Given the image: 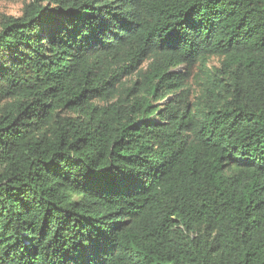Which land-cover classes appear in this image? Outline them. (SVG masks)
I'll return each instance as SVG.
<instances>
[{
    "label": "trees",
    "instance_id": "1",
    "mask_svg": "<svg viewBox=\"0 0 264 264\" xmlns=\"http://www.w3.org/2000/svg\"><path fill=\"white\" fill-rule=\"evenodd\" d=\"M0 264H264V0L1 17Z\"/></svg>",
    "mask_w": 264,
    "mask_h": 264
},
{
    "label": "rangeland",
    "instance_id": "2",
    "mask_svg": "<svg viewBox=\"0 0 264 264\" xmlns=\"http://www.w3.org/2000/svg\"><path fill=\"white\" fill-rule=\"evenodd\" d=\"M29 4L31 0H11L0 2V18L1 17H12L18 18L22 14L23 3ZM217 60H211V64L215 65Z\"/></svg>",
    "mask_w": 264,
    "mask_h": 264
}]
</instances>
